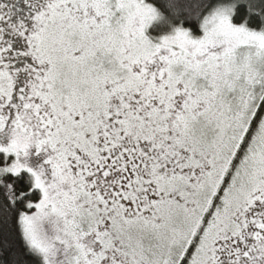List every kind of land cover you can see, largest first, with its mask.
<instances>
[{
  "label": "snow or ice",
  "instance_id": "6c2138e0",
  "mask_svg": "<svg viewBox=\"0 0 264 264\" xmlns=\"http://www.w3.org/2000/svg\"><path fill=\"white\" fill-rule=\"evenodd\" d=\"M0 264H264V0H0Z\"/></svg>",
  "mask_w": 264,
  "mask_h": 264
}]
</instances>
